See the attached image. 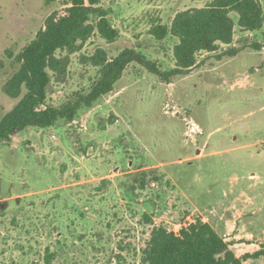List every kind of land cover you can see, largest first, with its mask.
Segmentation results:
<instances>
[{"label": "rangeland", "instance_id": "374dc122", "mask_svg": "<svg viewBox=\"0 0 264 264\" xmlns=\"http://www.w3.org/2000/svg\"><path fill=\"white\" fill-rule=\"evenodd\" d=\"M69 1L0 0V120L26 92H6L20 51ZM208 1L101 0L117 38L86 40L40 107L86 94L99 73L86 58L98 49L112 59L134 48L173 68L178 39L150 28ZM231 16L232 42L201 52L188 74L165 82L130 63L71 118L0 141V264H142L154 226L177 232L196 218L237 256L264 251V27L244 31ZM244 264H264V254Z\"/></svg>", "mask_w": 264, "mask_h": 264}, {"label": "trees", "instance_id": "16d2710c", "mask_svg": "<svg viewBox=\"0 0 264 264\" xmlns=\"http://www.w3.org/2000/svg\"><path fill=\"white\" fill-rule=\"evenodd\" d=\"M101 0H70L63 13L51 12L43 27L18 55L19 69L6 84V92L16 97L25 87L26 92L18 103L0 120V141H9L17 129L49 127L58 118H71L82 106H91L101 96L109 93L130 63H137L161 80L169 82L177 75L188 74L199 64L201 52H215L220 44H229L234 35L236 13L238 25L244 31L264 27V0H209L199 8L179 11L171 24H157L150 33L157 39L168 34L178 39L173 55L175 66L162 70L156 61L146 58L134 48H124L114 58L108 59L104 50L98 49L87 61L98 67V77L86 94H78L72 102L59 107L40 106L45 103L46 88L53 78L64 81L68 72L70 55L95 32L108 42L114 41L118 31L107 18V10L99 5ZM256 49L260 45L253 44ZM232 48L219 54L234 56ZM263 250L237 256L229 243L214 227L196 218L177 232L163 225L154 226L142 250V264H244L257 258Z\"/></svg>", "mask_w": 264, "mask_h": 264}]
</instances>
